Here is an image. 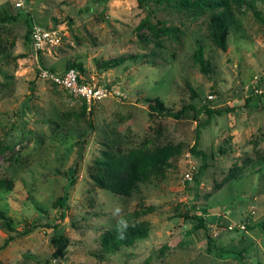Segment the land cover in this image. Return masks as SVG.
<instances>
[{"label": "rangeland", "instance_id": "rangeland-1", "mask_svg": "<svg viewBox=\"0 0 264 264\" xmlns=\"http://www.w3.org/2000/svg\"><path fill=\"white\" fill-rule=\"evenodd\" d=\"M230 3L223 49L221 7L193 0H0V264H264V0ZM34 25L62 39L36 50ZM73 66L111 93L42 76ZM135 165L129 194L109 187ZM138 221L147 237L104 247Z\"/></svg>", "mask_w": 264, "mask_h": 264}, {"label": "trees", "instance_id": "trees-1", "mask_svg": "<svg viewBox=\"0 0 264 264\" xmlns=\"http://www.w3.org/2000/svg\"><path fill=\"white\" fill-rule=\"evenodd\" d=\"M142 1V0H139ZM191 2V0H184ZM195 4H198L200 7H206V8H214V7H221V10L217 11L215 14H213L212 21L214 22V27L216 28V38L217 41L220 43V45L223 47V49L226 48V39L229 31V23L233 19V11L231 10V3L230 0H193ZM214 13V12H213ZM147 25V21L142 20L141 24L139 25L140 28L144 27ZM32 29V28H31ZM171 27L168 28H161L160 31L167 32L170 31ZM30 36H31V31H30ZM202 57V52L200 50L199 52V58ZM124 61L123 58L117 57V58H112L109 60L107 65L114 67L119 64H122ZM70 68H77L79 72L81 73V68H78L76 66L70 67ZM157 104L162 106V102L159 100L157 101ZM206 112L210 115L215 113L214 110H212L210 107L205 108ZM220 113V112H218ZM160 157V154H149L144 156V160H147L145 164L148 166L149 163H152L154 161H157ZM83 158L82 154V148L80 149L79 155L77 157V160L75 162V171L79 169V163ZM143 166V165H141ZM140 167L135 165V167H132V170L129 173L128 181H124L123 183H120L121 187L117 188V186L109 185V187L117 192L123 191L127 194H129L130 189L132 187V184L134 180L138 178V173L140 172ZM145 167V166H143ZM75 183L74 177H71L69 180L68 185L66 186L64 195L59 196L57 198V205L63 206V201L62 199H68V196L70 195V188L71 186ZM5 185V182L0 181V187ZM0 217L6 218L4 212H0ZM198 223L196 224L197 229H203L205 231V234L207 236L208 240V245L209 248L211 249L212 243L214 242V236L211 232V229L207 226V221L204 218H197ZM148 225L146 222L138 221L135 223L131 224H119L115 225L112 229H109L106 231V233L103 236L102 243L106 249L110 250H117L118 248L122 246H130L135 243V241L138 238H145L148 235Z\"/></svg>", "mask_w": 264, "mask_h": 264}, {"label": "built area", "instance_id": "built-area-1", "mask_svg": "<svg viewBox=\"0 0 264 264\" xmlns=\"http://www.w3.org/2000/svg\"><path fill=\"white\" fill-rule=\"evenodd\" d=\"M31 39L34 49L39 50L58 44L62 37L57 30H49L43 26L34 25L31 29ZM42 76L66 88L68 93L90 101L102 99L111 93L107 86L85 80L77 68H67L63 72L45 69L42 71ZM194 172H196V168L191 166L189 171L185 173V179L192 180Z\"/></svg>", "mask_w": 264, "mask_h": 264}]
</instances>
